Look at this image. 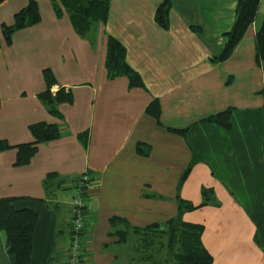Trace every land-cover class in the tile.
I'll list each match as a JSON object with an SVG mask.
<instances>
[{
  "label": "crops",
  "instance_id": "obj_1",
  "mask_svg": "<svg viewBox=\"0 0 264 264\" xmlns=\"http://www.w3.org/2000/svg\"><path fill=\"white\" fill-rule=\"evenodd\" d=\"M162 1L112 0L107 21L81 35L68 13L39 0L41 20L10 42L3 23L29 0L0 4V140L13 145L0 148V198L39 215L28 264H65L72 199L86 170L94 182L82 264H141L140 233L179 215L204 225L213 264H264V60L256 53L264 0L224 61L215 58L238 0H171L167 27L155 17ZM109 36L126 46L143 87L110 77ZM45 68L56 78L53 91L72 94L55 113L40 97ZM154 100L159 117L148 111ZM226 109L230 128L204 120ZM38 122L60 134L18 164L16 145L35 140L30 126ZM204 187L214 190L212 202L181 213L180 200L202 203ZM0 264H16L1 228Z\"/></svg>",
  "mask_w": 264,
  "mask_h": 264
},
{
  "label": "trees",
  "instance_id": "obj_2",
  "mask_svg": "<svg viewBox=\"0 0 264 264\" xmlns=\"http://www.w3.org/2000/svg\"><path fill=\"white\" fill-rule=\"evenodd\" d=\"M3 1L4 0H0V4ZM51 1L57 15H62L64 13L69 14L75 30L81 35L87 34L95 25L107 21L112 2V0ZM260 3L261 0L237 1L235 21L231 29L224 33L226 42L220 55L215 58L216 60L224 61L232 55L236 46L245 36L248 28L256 20ZM171 8V0H163L157 7L155 17L158 23L163 27L169 25ZM40 20L41 12L39 0H29L27 5L14 14V22L12 24L3 23V32L6 40L10 42L12 34L16 30L35 24ZM256 53L259 60H264V17L256 32ZM106 66L112 78L127 76L132 87H143L145 85L140 73L132 67L127 60L126 46L114 36H109L107 39ZM44 76L47 88L40 93V97L50 107L51 112L55 113L57 112L56 104L71 100L72 94L71 92H66L64 88H60L56 91L52 90L53 85L56 84V78L50 68L44 69ZM148 111L156 117L160 116V105L158 100H154L150 104ZM231 116L232 109H226L204 120L215 122L224 128H230L232 126ZM30 130L35 140L33 142L16 145L18 148V164L28 162L36 152L39 143L51 140L60 134V128L56 124L47 122L32 124ZM11 146L13 145L9 144L7 141L0 140V148ZM140 149L143 150V147L140 146ZM190 171L191 167H189L183 179L187 177ZM202 194L204 196V201L200 204H194L192 201L181 199L180 212L183 213L184 211L195 210L200 206L212 202L211 199L214 194L212 188L204 187ZM15 201V197L0 198V228L6 232L7 249L9 253L15 256L16 264H28L32 259L33 234L39 215L34 209L29 207H18ZM160 231L164 233L166 239L164 242L171 251L169 252L174 258V264H213V256L205 247L202 240V234L204 232L203 224L187 222L179 215L177 218L171 219L164 229L152 227L145 233H141L148 236L147 234H151L152 232L157 234Z\"/></svg>",
  "mask_w": 264,
  "mask_h": 264
},
{
  "label": "built area",
  "instance_id": "obj_3",
  "mask_svg": "<svg viewBox=\"0 0 264 264\" xmlns=\"http://www.w3.org/2000/svg\"><path fill=\"white\" fill-rule=\"evenodd\" d=\"M92 184L93 176L90 171H84L78 179L77 193L73 200L74 217L71 223V241L67 247L65 264H82L85 249V228L90 219L87 194Z\"/></svg>",
  "mask_w": 264,
  "mask_h": 264
},
{
  "label": "rangeland",
  "instance_id": "obj_4",
  "mask_svg": "<svg viewBox=\"0 0 264 264\" xmlns=\"http://www.w3.org/2000/svg\"><path fill=\"white\" fill-rule=\"evenodd\" d=\"M157 234L156 236L153 235V232L151 234H147L151 237V240L153 238V242L150 244V239H144L146 236L140 233L141 251L144 257V261H142L141 264H163V261L160 263L161 257L165 258L164 260H174L172 254L170 253L171 251L164 242L166 239L163 231H160Z\"/></svg>",
  "mask_w": 264,
  "mask_h": 264
}]
</instances>
